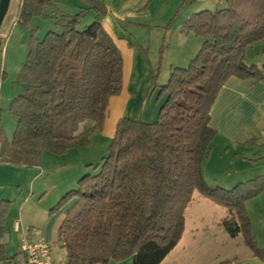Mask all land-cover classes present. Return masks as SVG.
Instances as JSON below:
<instances>
[{
    "label": "trees",
    "instance_id": "obj_1",
    "mask_svg": "<svg viewBox=\"0 0 264 264\" xmlns=\"http://www.w3.org/2000/svg\"><path fill=\"white\" fill-rule=\"evenodd\" d=\"M224 4L183 23V34L204 43L188 67L171 69L167 84L158 86L153 76V88L166 96L157 120L121 119L100 171L81 178L51 210L72 202L57 234L66 264L130 258L133 264H161L183 237L195 192L227 209L223 224L230 237L241 235L252 255L264 260L246 209L264 192V176L224 189L203 175L217 136L211 110L221 89L235 76L264 81V67L246 60L249 47L264 43V0ZM108 13L102 0H21L18 25L30 37L21 92L9 109L17 126L11 140L0 133V162L37 168L44 153L86 148L102 129L110 99L122 92L124 68L102 24ZM88 122L94 126L80 132ZM12 205L0 199V264H19L17 255L7 258L3 242Z\"/></svg>",
    "mask_w": 264,
    "mask_h": 264
},
{
    "label": "crops",
    "instance_id": "obj_2",
    "mask_svg": "<svg viewBox=\"0 0 264 264\" xmlns=\"http://www.w3.org/2000/svg\"><path fill=\"white\" fill-rule=\"evenodd\" d=\"M102 1L109 11L106 18L102 20V24L108 34L113 38L124 59L122 92L119 96L110 99L107 117L102 129L90 138L92 143L95 137L98 139L100 137L104 142L103 150L105 151L109 150L116 134L117 124L121 119L130 118L153 123L157 120L162 103L166 99V96H159L160 89L153 88L155 67L150 57L145 56L143 53L142 48L144 49V44L134 39L132 40L129 36H142L146 30L149 31L150 35L158 34L159 36H163L165 33L164 26L166 24L161 17L162 13L168 8L171 15L178 14L175 23L178 25V29L182 30L183 23L193 14L204 10L214 11L217 7H224L225 0H192L193 2L191 5L186 4L183 6L182 4L185 0ZM20 4L21 0L11 1L10 7L12 5L14 7L13 12H15V17H11L13 20L18 17L16 14L19 13ZM7 21L8 27L10 21ZM179 36H183L184 41L188 43L191 41L190 39H192L186 37L187 35H185V37L184 35ZM194 41V49L188 48L187 50L183 48L184 51H181L182 58L177 60L180 62V65L191 62L196 56V51L200 50L199 48H201L204 43V40L201 38H196ZM246 60L249 65H256L260 68L264 67V43H258L249 47L246 53ZM211 114V126L217 131V136L213 139L211 144V153L209 157L206 158L203 163L205 181L209 183V185L217 183L218 186L224 189H232L239 183L264 176V81L255 82L253 79L244 80L236 76L231 77L218 94L212 107ZM92 126H94L92 122L85 123L80 126V132ZM216 144L219 147L217 154L214 152ZM232 149L236 151L234 152L235 154L231 162L234 167L229 171L227 167L223 169L219 162L223 160L224 154L228 152L226 150H229V154H231ZM78 155L80 156L81 154ZM102 157H105V155ZM17 170L22 171L21 168ZM45 173V171L36 172L31 176V172H28V175L32 177L33 190L43 192V185H41L42 183H39V181ZM224 173L227 175L225 174L224 176ZM80 175L81 173L74 183L67 189H64L62 193H59L57 197L61 198L70 188H75ZM25 184H27V182H25ZM45 193L46 192H44L41 197H44ZM196 193L197 192L194 193L193 198ZM7 198L8 197L5 196L1 197L0 195V199L10 201L13 199V202L18 201V199L16 201L15 197H12V199ZM71 205L72 202L60 208L55 213H44L39 218L36 216L28 219L26 222H24L22 215L18 216V214L11 209L6 219L7 232L3 239V242L8 244L9 247H7L6 250L7 258H12L17 255L16 262L25 264V257L19 249L20 238L23 232L35 231L50 245L52 236H55L60 247L65 250L58 241L57 234L58 228ZM249 216L253 223L252 216L250 214ZM227 217L228 216L223 218L222 223ZM16 222L19 223V230L15 227L14 223ZM35 226H38V228ZM253 229L258 246L264 248V241H261V235L258 234V231H255V228ZM185 230H187L186 225ZM239 237H241V235L236 238L230 237V239H237ZM175 249L161 264H187V262L183 263L177 259L168 261ZM233 257L234 258L226 257V259H223L221 262L225 261L227 264H264V260L254 257L250 250H242L239 255ZM107 264H133V260L131 258L122 262L111 260Z\"/></svg>",
    "mask_w": 264,
    "mask_h": 264
},
{
    "label": "rangeland",
    "instance_id": "obj_3",
    "mask_svg": "<svg viewBox=\"0 0 264 264\" xmlns=\"http://www.w3.org/2000/svg\"><path fill=\"white\" fill-rule=\"evenodd\" d=\"M58 1L70 3L71 5L78 2V0ZM192 2V0H187V4L191 5ZM8 9L6 21L0 31V40L2 43L0 52V133H3L8 140H11L17 122L11 116L9 109L12 101L21 92L18 78L27 56V41L30 37V32L18 25V17L14 20L12 19L15 17V12H13L14 7L11 5ZM72 10V8L69 9V13L73 12ZM169 12L170 10L168 8L162 13L161 18L164 19L166 24L164 26V32L166 34L164 33L163 36H159L158 34L150 35L148 30H146L142 36H129L132 40L134 39L144 44L145 47L144 49L142 48V50L145 56L150 57L154 63V75L157 76L158 86L165 85L169 82L171 69L173 67L184 68V65L188 67L190 62L180 65V62L177 61L182 58L181 51H184L183 48L187 50L188 48H195L194 40H196V37L194 35H189L186 37L192 38L190 39L191 41H189V43L184 41L183 36L179 35H184L185 37V34L178 29V25L175 23L178 14L171 15ZM16 15L19 16V13ZM91 19L92 18H90V20ZM7 20H11L8 27ZM197 51L195 55H197ZM97 132L94 134L96 135ZM103 147V140L100 137L99 139L95 137L93 142L89 144L88 147L86 146V148L73 149L62 155L46 152L42 157L41 164L37 168L19 167L0 162V195L1 197L5 196L11 199L15 197L16 201L18 199L17 202H13V199L11 200L13 202L11 209L15 211L18 216L22 215L24 222L36 216L39 218L44 213L50 214L51 209L58 204L68 192L77 189L78 182L81 178L87 174L93 175L100 171L102 156H106L108 152V150L104 151ZM218 151L219 147L216 144L214 152L217 154ZM226 151L228 152L224 154V158L222 161L220 160L219 164L223 169L227 167L230 171L234 167L231 162L235 154L234 152L236 151L232 149L231 154H229V150ZM78 154L81 155L79 156ZM19 168H21L22 171H18L17 169ZM41 171L46 172L39 181V183H42L41 185H43L44 190L43 192H38V190L32 189L33 183L31 176H33V173ZM28 172H31V176L28 175ZM80 173L81 175L77 181L76 187L70 188L63 197L58 198V194L70 187ZM225 174L226 173H224V176ZM25 182H27V184H25ZM210 185H214V187L218 186L217 183ZM44 192H46L44 194L45 196L41 197ZM246 209L252 216L253 228L261 235V241L263 242L264 192L255 199L250 200V202H247ZM228 215H230V212L227 209L217 206L197 192L185 211L187 230H185L181 242L171 254L168 261L177 259L183 263L187 262V264H220L226 257L234 258L233 256L239 255L242 250H249L245 246L242 236L237 239H230L222 223L223 218ZM35 227L38 228V226ZM50 243L55 260L59 261L60 264H66L65 250L60 247L55 236H52Z\"/></svg>",
    "mask_w": 264,
    "mask_h": 264
},
{
    "label": "built area",
    "instance_id": "obj_4",
    "mask_svg": "<svg viewBox=\"0 0 264 264\" xmlns=\"http://www.w3.org/2000/svg\"><path fill=\"white\" fill-rule=\"evenodd\" d=\"M14 224L19 230V223ZM19 249L25 257V264H59L55 260L52 246L35 231L22 233Z\"/></svg>",
    "mask_w": 264,
    "mask_h": 264
},
{
    "label": "water",
    "instance_id": "obj_5",
    "mask_svg": "<svg viewBox=\"0 0 264 264\" xmlns=\"http://www.w3.org/2000/svg\"><path fill=\"white\" fill-rule=\"evenodd\" d=\"M11 1L12 0H0V31L3 26V23L5 22V18L8 14L9 11L8 8H10ZM1 46L2 43L0 42V52H1Z\"/></svg>",
    "mask_w": 264,
    "mask_h": 264
},
{
    "label": "flooded vegetation",
    "instance_id": "obj_6",
    "mask_svg": "<svg viewBox=\"0 0 264 264\" xmlns=\"http://www.w3.org/2000/svg\"><path fill=\"white\" fill-rule=\"evenodd\" d=\"M0 42H1V40H0ZM2 47V46H1Z\"/></svg>",
    "mask_w": 264,
    "mask_h": 264
}]
</instances>
